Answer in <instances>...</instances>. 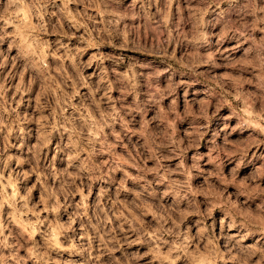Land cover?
<instances>
[{"label": "rangeland", "instance_id": "1", "mask_svg": "<svg viewBox=\"0 0 264 264\" xmlns=\"http://www.w3.org/2000/svg\"><path fill=\"white\" fill-rule=\"evenodd\" d=\"M0 264H264V0H0Z\"/></svg>", "mask_w": 264, "mask_h": 264}]
</instances>
